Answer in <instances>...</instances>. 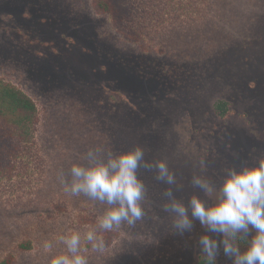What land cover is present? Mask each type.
<instances>
[{
	"label": "rangeland",
	"instance_id": "374dc122",
	"mask_svg": "<svg viewBox=\"0 0 264 264\" xmlns=\"http://www.w3.org/2000/svg\"><path fill=\"white\" fill-rule=\"evenodd\" d=\"M131 2L137 41L92 0H0V77L39 114L34 150L0 179V261L49 264L64 251L62 235L95 224L103 206L65 193L58 178L93 145L140 144L149 161L166 159L185 200L201 159L218 183L222 168L264 156V0ZM140 175L144 218L103 236V254L86 245L89 264H206L199 222L172 232L167 186ZM215 264H231L222 249Z\"/></svg>",
	"mask_w": 264,
	"mask_h": 264
},
{
	"label": "clouds",
	"instance_id": "9594fccd",
	"mask_svg": "<svg viewBox=\"0 0 264 264\" xmlns=\"http://www.w3.org/2000/svg\"><path fill=\"white\" fill-rule=\"evenodd\" d=\"M199 167L201 173L193 174L190 181L194 191L185 200L177 195L181 186L167 160L149 161L142 145L123 150L89 147L71 165L68 176L61 171L58 178L65 193L97 202L103 211L83 235L73 229L62 235L64 251L51 256L49 264H89L86 245L103 254V233L123 225L134 227L144 218L147 186L142 169L154 172V178L167 186L162 210L171 218L172 232L183 236L199 222L204 231L198 245L206 264H215L221 249L231 264H264V156L222 168L218 183L203 175L205 160L199 161ZM242 240L246 241L243 250ZM43 247L51 251L53 245L45 241Z\"/></svg>",
	"mask_w": 264,
	"mask_h": 264
},
{
	"label": "trees",
	"instance_id": "16d2710c",
	"mask_svg": "<svg viewBox=\"0 0 264 264\" xmlns=\"http://www.w3.org/2000/svg\"><path fill=\"white\" fill-rule=\"evenodd\" d=\"M99 13L107 14L118 31L128 40L137 41L139 35L132 26L133 4L131 0H92ZM226 103L219 101L218 110L223 113ZM39 121L34 100L19 86L0 77V179L10 177L15 165L24 162L35 148L34 133ZM111 239L110 232L103 233ZM29 247V242L19 245ZM15 256L6 255L0 264H14Z\"/></svg>",
	"mask_w": 264,
	"mask_h": 264
}]
</instances>
